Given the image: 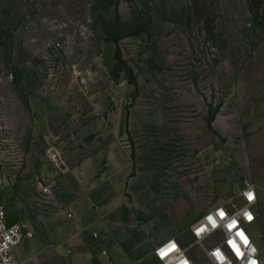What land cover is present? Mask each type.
<instances>
[{"label":"rangeland","instance_id":"rangeland-1","mask_svg":"<svg viewBox=\"0 0 264 264\" xmlns=\"http://www.w3.org/2000/svg\"><path fill=\"white\" fill-rule=\"evenodd\" d=\"M51 40L63 44L52 76L40 66ZM0 50L18 69V93L4 85L0 95L25 134L22 166L33 159L25 137L33 94L47 100L66 82L78 100L109 101L106 115L125 102L137 163L189 180L205 202L186 212L199 217L264 181V0H0ZM36 150L46 153L43 140ZM191 253L210 264L200 245Z\"/></svg>","mask_w":264,"mask_h":264},{"label":"crops","instance_id":"crops-1","mask_svg":"<svg viewBox=\"0 0 264 264\" xmlns=\"http://www.w3.org/2000/svg\"><path fill=\"white\" fill-rule=\"evenodd\" d=\"M33 95L25 136L33 159L1 195L9 222L33 232L14 249L17 263L162 264L154 255L157 244L171 237L187 244L198 217L184 206L205 202L189 180L137 163L125 102L106 115L109 101L78 100L82 94L66 82L47 100ZM42 140L61 150L63 165L47 150L37 152ZM254 183L264 211V181ZM259 219L255 226L264 235Z\"/></svg>","mask_w":264,"mask_h":264},{"label":"built area","instance_id":"built-area-1","mask_svg":"<svg viewBox=\"0 0 264 264\" xmlns=\"http://www.w3.org/2000/svg\"><path fill=\"white\" fill-rule=\"evenodd\" d=\"M61 42L50 41L42 54V63L40 64L41 70L49 74L50 76L56 73V62L51 60L56 51L62 48ZM0 86H11V92L13 94L18 93L19 87L17 86L18 69L17 67L6 66L3 52L0 50ZM51 86L44 88V95L50 94ZM15 96V95H14ZM14 101L11 105H13ZM9 102L6 96L0 95V264H19L14 260V249L25 239L32 237L33 232L27 229V226L23 222L11 223L8 220V212L6 205L2 202L1 195L3 191L9 186L16 183L19 175V171L22 167V163L26 158L24 151L21 147L22 133L13 129L10 125V121L7 114ZM47 154L52 159L56 166L64 164L61 150L55 145L50 144L47 148ZM7 155V157H6ZM28 159V158H27ZM45 191L49 190V186L44 187ZM246 190H251L255 193V200L249 204L245 197L241 194ZM236 198V200H235ZM260 193L259 188L254 182H248L243 188L234 191L232 198L218 203L208 208L202 213L191 225L193 242L190 244H182L177 237H171L163 240L154 248L155 257L162 263L168 264V260L172 257H177L183 253L191 264H197L195 257L191 253V248L194 244H198L202 247L203 255L210 264H218L215 257L211 253L216 249H221L222 252L232 261V264H242V261L247 260L245 255L242 260H237L230 246L227 244V240L234 236V233L240 229H243L251 244L255 245L258 249L256 258L260 261V264H264V252L259 246L258 236L254 230L255 224L259 219V203ZM247 207L253 214L254 220L249 223L242 217H239V223L236 228L228 230L226 224L230 218L241 209ZM223 209L226 213L225 218L221 219L216 213L218 210ZM213 215L217 221L218 226L213 228L212 224L206 219L209 215ZM69 217L73 214L69 213ZM204 228L205 231L200 233L197 237L194 234V229L199 230ZM237 243L240 244L242 250L244 246L240 243L239 238H235ZM174 240L178 245L180 251L173 252L169 257H165L163 260L157 256V249L161 248L168 241Z\"/></svg>","mask_w":264,"mask_h":264},{"label":"clouds","instance_id":"clouds-1","mask_svg":"<svg viewBox=\"0 0 264 264\" xmlns=\"http://www.w3.org/2000/svg\"><path fill=\"white\" fill-rule=\"evenodd\" d=\"M245 199L248 201L249 204L253 203L255 200V193L251 190H246L241 193ZM219 213V215H218ZM221 219L225 218L226 213L223 209L218 210L216 213ZM211 217H214L213 215H209L206 217V219L209 221ZM239 217H242L246 222L251 223L254 220V214L247 208H243L240 211L236 212L229 220V222L226 224V228L229 230L231 228H236L239 223ZM213 228L217 227V221L215 220L212 223ZM202 229V228H201ZM201 229L196 230L194 229V234L199 237L200 233L205 231H201ZM236 237L239 238L240 243L243 244L244 250L241 249L240 244L237 243ZM227 244L230 246L231 250L233 251L235 257L237 260H242V258L247 255V260L242 261V264H260V261L256 258V254L258 252V249L255 247V245L251 244L250 239L246 235L243 229H240L234 233V236L230 237L227 240ZM180 251L179 245L174 241L170 240L165 245H163L161 248L157 249V256L160 259H164L165 257H169L171 253ZM181 255L179 258L172 257L168 260V264H191V261L187 259L183 255L182 252H180ZM212 256L215 257L218 264H232V261L222 252L221 249H216L211 253Z\"/></svg>","mask_w":264,"mask_h":264},{"label":"snow or ice","instance_id":"snow-or-ice-1","mask_svg":"<svg viewBox=\"0 0 264 264\" xmlns=\"http://www.w3.org/2000/svg\"><path fill=\"white\" fill-rule=\"evenodd\" d=\"M218 215H219V213H218ZM216 219H215V217H211L210 219H209V223H213L214 221H215ZM232 229H234V227L233 228H231V229H229V230H232ZM203 230H205L204 228H202L201 229V231H203Z\"/></svg>","mask_w":264,"mask_h":264}]
</instances>
